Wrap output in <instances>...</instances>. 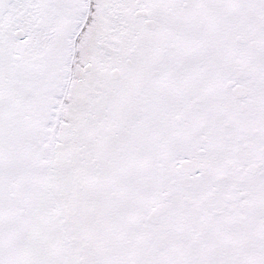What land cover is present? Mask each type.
Returning <instances> with one entry per match:
<instances>
[{"label": "snow or ice", "instance_id": "6c2138e0", "mask_svg": "<svg viewBox=\"0 0 264 264\" xmlns=\"http://www.w3.org/2000/svg\"><path fill=\"white\" fill-rule=\"evenodd\" d=\"M0 264H264V0H0Z\"/></svg>", "mask_w": 264, "mask_h": 264}]
</instances>
